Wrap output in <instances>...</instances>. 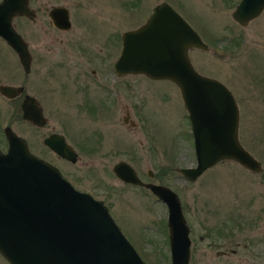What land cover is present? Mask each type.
Instances as JSON below:
<instances>
[{"label": "rangeland", "instance_id": "rangeland-1", "mask_svg": "<svg viewBox=\"0 0 264 264\" xmlns=\"http://www.w3.org/2000/svg\"><path fill=\"white\" fill-rule=\"evenodd\" d=\"M45 1L69 9L68 32H53L43 12L41 19L39 0H29L35 13L33 19H12L16 32L29 51L41 58L43 38L56 36L63 43H55L52 53L63 52L65 46V52L82 54L80 62L85 66L79 67V73L84 79L90 76L91 69H101L105 59L110 68L106 79L110 104L86 108L83 102L61 106L54 100L55 105L44 108L48 118L45 131L63 134L77 153L76 162L70 164L40 147L39 130L22 121L19 108L0 101V149L6 148L1 130L8 126L26 141L30 152L56 165L72 176L78 187L100 199L146 264H170L167 210L150 191L118 180L111 171L118 161L133 167L142 182L169 187L179 200L200 197L198 201H233L239 215L255 221V236H264V215L259 220L255 217L264 209V10L240 26L230 16L239 0ZM162 1L174 8L207 44L206 50L190 49L189 60L198 73L217 79L232 93L238 107V140L260 162L261 172L252 173L233 161L222 160L194 182H187L176 169L194 166L195 157L187 113L177 87L168 80L153 81L140 74L114 81L113 62L120 51V34L142 24L154 5ZM6 52L9 50L0 39V59L8 57ZM53 58L47 53L48 63L54 62ZM1 72L7 74V69L3 66ZM120 85L124 86L121 93ZM130 121L135 126H129ZM147 170L152 177L147 176ZM191 221L197 223L198 217ZM263 257L264 252L260 260ZM0 264L8 263L0 256Z\"/></svg>", "mask_w": 264, "mask_h": 264}, {"label": "water", "instance_id": "water-1", "mask_svg": "<svg viewBox=\"0 0 264 264\" xmlns=\"http://www.w3.org/2000/svg\"><path fill=\"white\" fill-rule=\"evenodd\" d=\"M27 1L0 0V38L25 72L30 58L12 19L34 18ZM263 10L264 0H239L230 16L245 26ZM60 15L63 22L54 26L67 30L68 11L62 7L49 11L56 23ZM120 40L113 62L116 75L168 80L179 91L190 123L195 165L177 168L178 173L191 182L222 160L261 172L260 162L238 140V107L232 93L217 79L198 73L189 60L190 49L206 50L207 44L174 8L157 3L144 22L123 31ZM21 111L23 120L43 124L33 98L23 101ZM2 130L6 149H0V256L8 264H146L101 201L74 189L56 167L32 154L10 127ZM43 143L59 157L76 162V152L61 134H50ZM111 171L123 183L147 188L165 205L170 264H188V228L175 192L142 182L125 161L116 162Z\"/></svg>", "mask_w": 264, "mask_h": 264}, {"label": "flooded vegetation", "instance_id": "flooded-vegetation-1", "mask_svg": "<svg viewBox=\"0 0 264 264\" xmlns=\"http://www.w3.org/2000/svg\"><path fill=\"white\" fill-rule=\"evenodd\" d=\"M27 4H29V0L27 1ZM38 7L41 14V19L43 12L48 19L49 26L53 28V32H68L71 23L67 30L60 29L54 26L57 25V23H54L51 17H49V11L51 9L55 7H62L68 11L69 19V9L66 6L49 4L45 0H39ZM56 19L60 21V16ZM43 43L48 44V47H45ZM55 43L61 45L63 42H58L57 37L54 35L48 39L47 37L43 38L41 41V58L36 57L33 53H31L29 51L28 44L25 42L30 58L29 69L27 72L24 71L15 52L5 43L7 49L9 50V53H6L9 55L8 57H4L3 60L0 59V101H4L5 104L10 107L19 108L21 114V105L23 101L26 98H33L35 104L40 109L43 124L41 123L39 126H37L31 124L28 121H22L26 122L30 127L39 130V145L41 148L43 146L58 160L74 164L75 162L71 163L56 155L52 150L49 149V147H47L46 144L43 143V139L46 136H49L53 133L59 134L53 130L48 132L45 131L48 118L44 113V108L48 105H52L54 100L59 102V105L61 106H66L71 102H83L86 104V108H93L92 106L102 108L110 104L108 102L111 92L108 89V83H106L107 74H110V68L109 65L105 64V59H102L103 67L101 69H91L90 76L87 79H84L83 75L79 73V67L84 69L85 66L84 62H80V60L83 59L82 54H79L78 52H65V46L62 47L63 52L53 54L52 51L55 47ZM47 49L48 51H46ZM47 53L51 57L54 56V62H47ZM3 66L7 69V74L1 72ZM113 74L114 81H120L125 76H127L116 75L114 69ZM80 83H82L83 86H80ZM123 89L124 86L120 85L118 87L119 93H121ZM53 105H55V103ZM125 115H127V118V110H125ZM126 118H124L125 123L128 122ZM128 125L135 126V123L130 121ZM1 132L3 135V130H1ZM61 135L63 136L64 141L68 144L65 136L63 134ZM3 138L5 139L4 135ZM95 152L96 150H91L90 153ZM52 165L56 167L62 178L71 184L76 190L85 192L94 199L100 200L95 198L96 196L87 190L78 187L75 184L76 180H73L72 176L65 174V172L56 165ZM146 172L148 177H152V174L149 170ZM187 182L190 183L188 180ZM192 182L194 181H191V183ZM123 184L133 185L129 183ZM139 187L144 190H148L142 186ZM199 198L200 197H187L186 200H179L180 209L184 217L185 224L188 228V264L192 262L195 264H264V257L262 260H260L262 253L264 252V236H255V232L253 231L255 221L252 219V217H242L243 215H239L238 206L233 201L226 202V199H224L222 202H217L212 201L213 199L209 198L198 201ZM155 199L157 200V198ZM246 215L249 214L246 213ZM262 215H264V209L258 211L255 217L258 216L259 220ZM195 217H198V222L193 224L191 218ZM196 232L197 236H195ZM195 246H197V248H195Z\"/></svg>", "mask_w": 264, "mask_h": 264}, {"label": "bare ground", "instance_id": "bare-ground-1", "mask_svg": "<svg viewBox=\"0 0 264 264\" xmlns=\"http://www.w3.org/2000/svg\"><path fill=\"white\" fill-rule=\"evenodd\" d=\"M51 19H52V18H51ZM52 21H53L54 23H56L54 19H52ZM60 22H63V20L61 19V15H60V21L57 23V25H59Z\"/></svg>", "mask_w": 264, "mask_h": 264}]
</instances>
